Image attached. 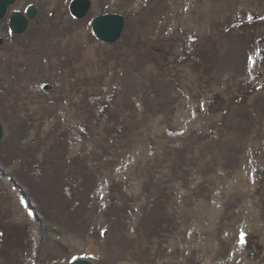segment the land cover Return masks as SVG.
<instances>
[{
  "label": "rangeland",
  "instance_id": "1",
  "mask_svg": "<svg viewBox=\"0 0 264 264\" xmlns=\"http://www.w3.org/2000/svg\"><path fill=\"white\" fill-rule=\"evenodd\" d=\"M90 1L0 21V264H264V0Z\"/></svg>",
  "mask_w": 264,
  "mask_h": 264
},
{
  "label": "water",
  "instance_id": "2",
  "mask_svg": "<svg viewBox=\"0 0 264 264\" xmlns=\"http://www.w3.org/2000/svg\"><path fill=\"white\" fill-rule=\"evenodd\" d=\"M17 0H0V21L9 18L10 31L17 36L23 35L29 27L30 21L34 20L38 15L37 7L28 6L25 13L20 11H12L10 8ZM91 8L90 0H72L70 3V12L76 19L85 18ZM10 13V14H9ZM125 17L118 13H107L97 15L91 21V27L95 37L101 42L113 44L120 40L124 28ZM5 129L0 121V142L4 139ZM67 264H93L88 260L75 259Z\"/></svg>",
  "mask_w": 264,
  "mask_h": 264
},
{
  "label": "bare ground",
  "instance_id": "3",
  "mask_svg": "<svg viewBox=\"0 0 264 264\" xmlns=\"http://www.w3.org/2000/svg\"><path fill=\"white\" fill-rule=\"evenodd\" d=\"M11 10V9H10ZM150 155V154H149ZM117 178V177H116ZM20 218H23V217H21V216H19ZM89 262H91V261H89ZM30 264H32V263H30Z\"/></svg>",
  "mask_w": 264,
  "mask_h": 264
}]
</instances>
